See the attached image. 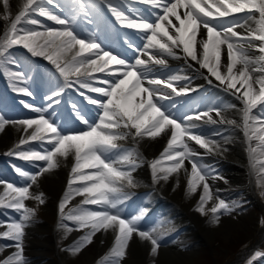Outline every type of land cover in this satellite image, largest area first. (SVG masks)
<instances>
[{
  "label": "snow or ice",
  "instance_id": "snow-or-ice-1",
  "mask_svg": "<svg viewBox=\"0 0 264 264\" xmlns=\"http://www.w3.org/2000/svg\"><path fill=\"white\" fill-rule=\"evenodd\" d=\"M53 3L54 0H48ZM83 0H81V3ZM107 4L109 11L123 26L142 30L145 33V43L140 50L148 60L136 56L135 63H127L125 59L118 58L109 51H104L95 39L80 38L68 19H62L44 10L40 0H23L18 14L10 20L9 0H2L4 13L2 19L10 22L5 26L0 35V63L6 58L8 50L15 45H22L33 56H43L52 62L65 78L66 84L71 83L70 76H76L81 88L90 92L99 93L106 99L98 100L90 96L85 97L90 104L97 105L100 109L99 120L94 125H89L88 131L77 134H63L54 120L45 118L43 111L33 108L25 103V108L40 113L36 119H21L9 121L0 115V129L8 123L23 126L26 137H21L14 150L8 155L15 154L26 161H43L35 174H29L16 168L19 176L23 177L26 186H15L0 180L3 185V194L0 195V207L10 208L19 213L17 219L0 224L6 228L0 232V237L15 241V251L12 255L0 261V264H26L22 255V237L28 222L35 215L36 209L26 206L24 201L35 200L38 205L44 203L43 193L33 194L30 191L32 184L38 181L39 176L59 166L57 157L67 159L70 155L74 158L68 179V189L65 191L59 204L62 220H68L76 225L75 230L88 229V231L75 242L67 251L79 253L83 247L91 243L93 236L100 231L111 230L114 233V242L100 264H120L126 255V248L131 236L135 233L141 239L151 243V253L155 255L159 247L160 236L154 235L155 230L140 231L137 227L142 219L133 216L131 219L122 218L118 204L123 195V184L133 186L131 170L137 166V159L133 151H125L115 161H109L108 153L119 150L118 140L131 135L135 138H157L162 134L168 136L167 145L161 153V158L151 162L153 179L167 180L170 174L178 173L184 168L185 160L191 164L190 173L185 169L187 177V194L192 195L202 186L196 211L202 215L211 213V222L217 223L221 211H232V206L226 204L218 197L210 208H205L214 197L207 182L209 171L198 164L196 152L186 141H194L200 148L208 152L219 151L215 141L207 139L203 134L194 130L197 125L181 123L163 110L159 100L169 99L170 93L158 87L170 88L176 95L184 94L190 89L177 90L172 82L188 79L179 75H170L167 80L150 78L151 66L165 65L163 55L180 58L174 48H181L185 59L191 58L201 69L215 77L226 89L234 90L233 95L240 101L242 108V126L245 138L249 141V161L253 169L260 165L257 175V185L262 190L260 196L264 197V160H254L253 153L259 149L264 155V0H144L153 7L160 8L162 15H157L154 21L147 19H133L124 14L118 7L113 6L110 0H100ZM179 10H183V13ZM35 13L63 26L61 29L48 28L46 31H37L24 25H38L36 19H31L30 14ZM244 14L241 18L233 17L231 23L215 22L217 18ZM171 17H175L177 26ZM251 21V24L248 22ZM167 22V24H165ZM236 27H244L245 32L235 31ZM172 29L170 32L169 29ZM206 30L207 38H203ZM129 47H132L130 44ZM153 49L149 53L148 49ZM226 48L227 63L223 62L224 49ZM255 51L257 55H252ZM110 64L122 66L124 71H119L112 80H103L101 83L107 87H94L89 83V78L94 72H104ZM109 73L112 70L108 69ZM11 78L21 81L20 73H7ZM211 82V81H209ZM150 85L151 87H146ZM239 85V87L237 86ZM15 87V85H14ZM16 91L31 95L28 89L20 87ZM60 93H54L59 95ZM83 94V93H82ZM51 100L52 97H49ZM227 107H235L227 105ZM257 110L260 115H254ZM220 115L219 109H215ZM79 115V114H78ZM208 113L185 116L184 121L200 120ZM83 123L88 121L80 117ZM221 123L225 122L223 119ZM229 124L235 121H226ZM259 128H253L254 124ZM32 129L29 133L28 130ZM135 130L134 132L132 130ZM126 130V131H125ZM170 132V135L168 133ZM259 141L256 147L251 141ZM31 141H46L51 147L44 151H23L21 146ZM180 149V150H177ZM162 161L171 162L167 167H162ZM116 165L127 166L128 171ZM85 169L92 171L85 172ZM158 173H164L158 175ZM78 184V187H72ZM75 196L83 199L79 205L69 208L66 205ZM86 205H102V210H90ZM264 223V220L261 221ZM66 232L74 229L61 225ZM264 255L257 252L256 256ZM255 257H253V260ZM252 264V260L248 261Z\"/></svg>",
  "mask_w": 264,
  "mask_h": 264
},
{
  "label": "rangeland",
  "instance_id": "rangeland-1",
  "mask_svg": "<svg viewBox=\"0 0 264 264\" xmlns=\"http://www.w3.org/2000/svg\"><path fill=\"white\" fill-rule=\"evenodd\" d=\"M17 1L20 0H9L10 13L13 7L17 5ZM41 3L42 0H40V4ZM3 13V4L2 0H0V18H2ZM234 17L241 18V15H234ZM227 20L229 19L225 18L219 20L218 22L224 23ZM24 26L37 30L35 28L36 26L34 27V25ZM4 28L2 30V33L4 31ZM10 49H15L16 51L23 53V51L16 48V46L11 47ZM25 54L32 58L40 59L41 61H49L43 56H33L27 49ZM9 57H14L16 59L20 58L19 55L12 54V52L10 51L8 52L6 58H3L4 62L0 63V78L1 81L5 83L8 80L7 76H9L7 73L11 72L12 69L10 68L11 61ZM199 93L200 92L194 93L182 100L184 105L181 104L179 107V113L182 116L189 114L194 105L196 103H199L201 99L200 95H198ZM8 94L9 96L13 95V93L10 91ZM215 96L216 99L225 101L224 106L234 105L238 107L237 104L234 103V101H226L227 98L224 95L216 93ZM41 97L39 96V103L41 105H46L48 102H46ZM209 100L210 99H208V101ZM214 102L219 103L216 100H214ZM214 102L211 101V103ZM32 107L34 108L35 106L33 105ZM33 112L34 111H32L30 108H25L23 102L14 101L13 103H7L6 105H4L2 110H0V115L4 116L9 121H16L21 119L36 118L38 113ZM97 114L98 112L96 110H93L89 113L88 117H86L88 125H92L95 122ZM44 116L45 118H47L46 115ZM73 123H65L64 121L57 127L64 134L82 129V123H78V121H75ZM222 128H224V126L220 127L219 129L223 130ZM17 131L20 136L26 137V135L28 134L24 132L23 126L15 125L13 123H8L4 126L3 129H0V134L2 135V137L0 138V178H8L9 176H11L13 179L10 178L7 183H12L15 186H26V184L30 182H26L23 177L19 176L15 169L20 168L23 171H27L29 174H35L39 170L40 166L44 165L45 162L26 161L18 158V156H15V154H12L13 156L8 155L10 151L14 150L15 146L19 143V140L21 138L19 136L17 137ZM31 131L32 129L28 130L29 133ZM212 131L214 132L215 130L212 129ZM232 132V136H234L237 140L240 139L238 141H243L239 132H234L233 130ZM222 137V140H219V142H225L227 140L225 139V136ZM227 142L229 143V141H226V143ZM258 143L259 141L255 140L253 141V143H251V145L253 147H256ZM50 147L51 146L48 145L46 141H31L25 145H22L21 150L44 151L45 149H50ZM219 147L226 148V146ZM125 151L131 150L130 148H121L117 150L119 154H122ZM255 153L254 156H258L259 149ZM227 154L228 153H226L225 155ZM9 156L11 158L18 159L14 160ZM57 159L59 161V166L51 171L42 173L39 176L38 181L35 184H32L30 188V191L34 195L43 193L44 203L42 205H38V203L33 199L24 201L27 207L36 209V212L24 229V235L21 241L23 249L22 255L26 261V264H100L103 257L108 253L114 241V233L111 230H102L100 232H97L93 236L91 243H88L85 247H83L79 253L73 254L72 252L67 251V249H69L75 242L80 240V238L88 231V229L75 230L76 225H74L73 222L61 219L59 204L65 194V190H67L68 188H59L57 187L58 183L56 182L50 183L49 181H47L46 174L55 173L56 177L61 173L62 175H64L65 165H71L72 163H74V161L70 159V156L67 159L62 157H57ZM66 160H68V162ZM255 160H264V157H259ZM66 162L69 164H67ZM198 164L204 166L208 164V162L199 160ZM259 167V165L258 167H256V172ZM88 170L90 169H85L84 171L89 172ZM122 170L127 171L124 168H122ZM131 175L133 181L137 182H133L134 186L129 187L127 183L123 184V186H126L127 188V198H121L122 202L118 204L119 207L117 206L120 215L122 218L131 219L133 216H140L141 213H143L142 219L138 222L140 227L138 225L137 227H139L141 231H151L154 229V235L160 236L161 239L159 240V247L155 255L151 253V247H147L146 253L142 254L137 249L134 243L128 241L126 255L120 261V264H165V260H170L172 262L171 263L169 261L167 262V264H216L222 260H239L237 264H248V261L252 260V264H264V255L256 256L257 252L264 254V232L262 231V224L264 225V223H261V221L264 220V215H261L264 212V203L261 204L259 203V201H257V199H260L262 202H264V197L260 196V191L262 189L258 187L257 183L255 182L258 179L257 173L251 181V187L247 185L248 180L245 181V184H240L239 186L230 185L228 193L229 196L223 198H221L220 196H216L215 193L212 192L213 189L210 186V189H212L211 192L213 194V197H218L226 204H230L232 206V211L227 213L221 211L220 213H218L217 215L219 216V220L217 223L211 222V213L203 216L205 217L204 224L211 228L209 235L203 233V235H201V231L198 228L197 224L194 222L193 218L187 215L184 209L179 208L172 198L162 197L161 200L163 202V209L157 213L155 211L157 210V208H155L154 206L149 207L148 204L144 201L131 205L130 198H132V196H135V198H137L135 189L139 188V186L142 184V181H138L135 175ZM73 186L78 187L79 185L74 184ZM185 192L187 191L185 190ZM201 192L202 186L198 187L197 192L195 193L196 203L193 208L197 207ZM2 194L3 188L0 189V195ZM75 197L77 198L70 200L68 205H66L65 212H67L69 208L75 207L76 205L80 204V201L82 199H79L78 196ZM145 197L142 196L140 199H145ZM214 202L215 199L213 201H209L205 208H210ZM169 203L173 206L174 212L168 211ZM84 207H87L90 210L97 211L103 209L102 205H86ZM155 213L157 215L156 218ZM18 216L19 213L15 212L13 209L0 207V224L11 222L13 219H17ZM233 221L236 222L234 223ZM225 222H227V225L224 224ZM236 223L240 225L238 226ZM61 225H67V227L74 230L71 232H66L65 228L61 227ZM236 227L239 229H237ZM5 230V227L0 226V232H3ZM110 240H112V242ZM15 243V241L0 237V261H3L5 258L17 251L14 246ZM149 246H151L150 242ZM247 247L248 249L246 250ZM165 253L169 256V258L163 260L161 256H165ZM253 257H255L254 260Z\"/></svg>",
  "mask_w": 264,
  "mask_h": 264
},
{
  "label": "bare ground",
  "instance_id": "bare-ground-1",
  "mask_svg": "<svg viewBox=\"0 0 264 264\" xmlns=\"http://www.w3.org/2000/svg\"><path fill=\"white\" fill-rule=\"evenodd\" d=\"M94 1L97 4L96 7L90 8L87 4L82 3L80 6L81 8H78L77 10H72L69 8V6L62 5L60 3V0H54L53 3H49L48 0H42V3L40 4V6L44 10L50 12L51 14H53L52 11H55L57 13L64 14V15L68 14L67 19L70 21L71 26L75 30V33L78 34V36L80 38L91 39L90 32L96 38H98V36L101 33L102 24H101L100 20L95 19L94 14H90L89 12H97L98 7H100L99 4H101L102 6L105 5L104 3H101L100 0H94ZM110 2L113 4V6H116L119 9H121L122 6H125L126 4H137L140 7L147 8L149 11L156 10L158 12L157 15L163 14V12L160 8L153 7L152 4L145 3L144 0H110ZM165 2H167V0H165ZM22 3H23V0L17 1V3H16L17 5L14 6L13 9L11 10L10 19L13 17L12 15L18 14L19 7ZM179 11L181 12V14L183 13V10H179ZM108 15H109V17L116 19L115 16L110 11H109ZM126 16L133 18V19H137V20L142 18L139 15H133V14H129V13L126 14ZM35 17H36V20L39 22V24L36 25V28L41 30V31H46V29H48V28L61 29L63 27L61 25L56 24L54 21L47 19L44 16H40L38 14H35ZM155 19H156V17H155ZM171 19H172L174 24L179 26L178 22L175 20V17H171ZM6 22H8V21L0 20V32L3 29V27L5 26ZM248 23L250 24L251 21H249ZM165 24H167V22H165ZM34 27H35V25H34ZM128 30L131 31L130 33L132 35H142L143 36L139 51L142 50L143 45L146 42L145 38H144L145 33L139 29L128 28ZM169 30H170V32H172L171 28ZM235 31H237L239 33H244L245 28L244 27H236ZM202 32H204L203 38H207L206 30L202 29ZM120 35H123L125 37H129V36L125 35L124 33H121ZM125 37L123 39L124 41L126 39ZM129 45H130V42L127 41L126 46H129ZM147 51L149 53H152L154 50L150 48ZM174 51L176 52V55L180 58H174L172 56L163 55L162 58L166 60L165 65L150 64L153 79L167 80L170 75H179L182 77H188V79H181V80L172 82L173 86H176V88H178V89L185 88V87L187 89H190L189 91L185 92L183 95H187V94L191 93L193 90H202L204 97L211 99L212 98V90L214 88H216V89L221 90L223 92V94H225L227 97H229V101H232V102L234 101V103H236V104L238 102H240L236 98V96L232 94V92L234 90L226 89L225 85H221L219 83V81H217L215 79V77H212L207 72L206 69H201L195 61L191 60V58L185 59L184 58L185 54L182 51V46H181V48H174ZM251 54L257 55L258 53H256L255 51H252ZM115 55H117L118 58L124 59V56L120 55L119 53L115 54ZM19 56H20V58H17V61H16V58L10 57L11 67L17 68V66H21V67L27 68L28 65H26L25 62L23 61V60H25L27 62H31L33 65H38V64L44 65L46 67V71L48 72V74H46L44 72L35 71V74H37L39 77H41V79L43 81V85H42L41 89L43 91L47 92L49 104L47 106L42 107V105H40L39 102H37V98H36L37 92L34 91L33 88H31L32 100H24L25 102H27V104H30V103L35 104V107L41 109L43 111V114H44L45 110L47 109V107H49V106H52V107L59 106V105L63 104V102L66 105V103H69V102H65V101L70 99V97L76 98V103H74V105H76V107L78 108V111H80V112H83L82 109H85V108L88 109V111H90V110L94 109L95 106H97V105L90 104L85 97L90 96L94 99H98L99 93L90 92L87 89L81 88L79 86L78 82L75 84L74 87H72L70 83L66 84L64 76L56 73V71L53 70V68H52L53 64L52 63H49L48 65H46L44 63L34 61L32 58H30L26 55L20 54ZM140 58L144 59L146 61L148 60L147 55H141ZM222 59H223V62L226 64L227 63L226 48L224 49V54H223ZM133 63H135V60L133 61ZM175 66L178 68V70L176 72L165 74V77H163L161 75V73H164L168 68L175 67ZM120 67H122V66L110 64L108 66V68L105 69L104 72L92 73V76L89 78V83H91L94 87H100L101 85H103V83H101V81L105 80V78L108 75H111L115 68H120ZM109 68L112 70L111 73H109V71H108ZM73 78H76V80H77L76 76H70L69 80L73 79ZM209 81H211V82H209ZM54 82H57L60 85V88L62 89V92L59 95H54L50 91L52 83H54ZM145 86L151 87L150 85H147V83H145ZM237 86L239 87V85H237ZM158 87L163 88L165 92L170 93L169 99H163V100L158 101V103L160 105H163V110H165L167 113H169L173 118L177 119L178 122L191 123V124L197 125V128L194 131L198 134H203L207 139H209L211 141H215V139H213L214 133L208 129V126H214V127L220 126L222 124L220 122L221 119H223L225 122L228 120L235 121V123H233V124H229L226 122L224 125V128H222L223 131H222L221 135L217 136L216 141H215L216 145H218L217 142L219 140H222V138H223L222 136H225L226 137L225 139H227L226 141L230 142L229 144H228V142L225 144L226 148H220L219 147V151L208 152L206 149L200 148L199 145H197L194 141H189V140H187V137H185V141L195 151L207 153L213 162L224 163V165H225V169H215V167H212V169L209 170V176L207 179L209 186L213 185L215 189H219V190H220V188L224 187L223 191L226 192L229 184H242L245 181V179L250 178V177L253 178L256 175L258 170L256 172L255 171L256 169H253L250 165L249 151H245L243 149L244 143L241 141H238L240 139L237 140L234 136H232V133H233L232 130L234 132H236L238 130L240 132V135L244 134L243 126H241V118H242V113L240 111L241 108L236 107V106L235 107H227V105L224 106L225 105L224 102L215 103L214 98H213V99H211V101H213L214 103H211L208 105V108H210L208 115L211 116L213 121H216L215 123L210 122L208 120L207 116L202 117V119H200V120L193 119L191 121H184L183 118L185 116L180 117L178 115L177 106L175 104H172V105L169 104L171 97L176 95V93H173L169 88H164L163 85H159ZM75 92H78V96L81 97L80 99L76 96ZM20 94H22V93H17V95H15V98H17V99L20 98L21 97V96H19ZM1 95L2 94H1V88H0V96ZM49 97H52V99L50 100ZM23 99H26V98L23 97ZM2 100L4 103H6V100H4V99H2ZM208 108L200 107V105H197L194 107L193 111L197 114H202V113L207 112ZM215 109H219V111H220L219 116L216 115ZM52 112H54V111H52ZM100 112H101V109H100ZM100 112L98 114V117L96 119L95 124L99 120ZM38 114L40 115V113H38ZM253 114L257 115V116L260 115L257 113V110H254ZM82 115H83V113H82ZM36 118H38V117H36ZM237 124H238V127H237ZM231 126L233 128H232V130H229L231 128ZM260 126L261 125L257 123V124H254L252 127L253 128H259ZM88 130H89V128L86 129L84 126L83 129L80 131L70 132L67 134H77V133H80L83 131H88ZM132 131L134 132L135 130L133 129ZM67 134H65V135H67ZM168 135H170V132L168 133ZM18 136L24 137V136H20V134L17 131V137ZM1 137H2V135L0 134V138ZM167 138H168V136H166L164 134H162L160 137H157L155 139L149 138L146 136L143 138H135L134 139L131 135H129L125 139L118 140L116 142L119 145V149L130 148L131 151H133L135 153L136 159L138 160V163H137L138 165L134 169H132L131 172L134 173V175L137 177L138 181H142V184L139 186V188H136L135 193H136L137 198H135V196H132V198H130L131 204L133 205V204H137L141 201H144L148 204L149 207L154 206L155 208H157V210H155L157 213L163 209V202L161 200L162 197L172 198L179 208L184 209L185 213L193 218L194 222L197 224L198 228L201 231V235H203V234L209 235L211 228L208 227L207 225H205L203 220L198 218V215L195 212L191 211V209L193 208V206L195 204V196L189 195V194H187V192H185L186 187H187V183H186L187 177L185 175V169H187V171L190 173L191 164H189L188 161L185 160L184 168L179 170L178 173L170 174L167 180H164V179L154 180L153 179V173H152V168L150 167V164L154 158L160 159L161 153L163 152L164 148L167 145ZM210 138H212V139H210ZM177 150H180V149H177ZM221 151L223 152V154ZM226 153H228V154L225 155ZM258 154L259 155L255 157L254 153H253V159L254 160L258 159L259 157H264V155L261 154L260 150H259ZM119 155L120 154L117 152V150H113V152H110L107 154L109 161H115ZM255 155H256V153H255ZM70 159L72 161H74V158L72 155H70ZM66 161L68 162V160H66ZM170 163L171 162L162 161L161 166L167 167ZM67 164H69V163H67ZM72 165H73V163L71 165H65L64 175H62V173H61V174H58L56 177L55 173L46 174L47 181H49L50 183L56 182V183H58L57 187H59V188L63 187L64 189H67L68 188V179H69V174H70L69 172L71 171ZM258 165L259 164H257V167H258ZM117 166H120L126 170H129V168L127 166H121V165H117ZM163 174L164 173H158V175H163ZM252 178H250L249 180H251ZM255 182L257 183V181H255ZM122 184H126V182H122ZM3 187H4L3 185H0V189ZM123 188H125V189H123V195H121V198L127 196L126 186H123ZM153 189H155V190H153ZM220 191H222V190H220ZM142 196L143 197L146 196L145 199L141 200L140 198ZM78 197H79V199L80 198L83 199V197H81V196H78ZM75 198H77V197H75ZM79 199H77V200H79ZM168 205H169L168 211L174 212L173 206L170 203ZM176 205H174V206H176ZM156 213H155V218L157 217ZM164 216H166V215H164ZM159 219H160V217H159ZM172 219H174V218H172ZM233 222L235 223L236 221H233ZM226 223L227 222H225L224 224L227 225ZM138 226H139V223H138ZM237 229H239V228H237ZM112 240H110V241L112 242ZM129 241L134 243L135 246L137 247V249L142 254L146 253L147 247H151V246H149V243L147 240L141 239L140 236L135 234V233L131 236ZM166 247H168V246H166ZM188 255H190V254H188ZM161 258H163V260H165V259L169 258V256L165 253V256H161ZM165 261H164V263L167 264V262H169L170 260H167L166 262ZM173 262H175V261H173Z\"/></svg>",
  "mask_w": 264,
  "mask_h": 264
}]
</instances>
